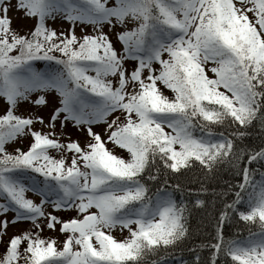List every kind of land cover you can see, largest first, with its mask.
<instances>
[{
    "label": "snow or ice",
    "instance_id": "snow-or-ice-1",
    "mask_svg": "<svg viewBox=\"0 0 264 264\" xmlns=\"http://www.w3.org/2000/svg\"><path fill=\"white\" fill-rule=\"evenodd\" d=\"M0 245L264 264V0H0Z\"/></svg>",
    "mask_w": 264,
    "mask_h": 264
},
{
    "label": "rangeland",
    "instance_id": "rangeland-1",
    "mask_svg": "<svg viewBox=\"0 0 264 264\" xmlns=\"http://www.w3.org/2000/svg\"><path fill=\"white\" fill-rule=\"evenodd\" d=\"M13 27H24V28L26 29L27 25H23V26H22L21 22H20L18 19L14 18V19H13ZM57 27L59 28L60 26L57 25ZM77 34H79V29H77ZM20 111H21V112H24V111H25V107L22 106L21 109H20ZM95 130H96V131H100L101 129H100V128H96ZM73 138H75V137H73ZM21 147H23V145H21ZM107 147H109V148L111 149V148H113V145H112L111 143H109V144L107 145ZM113 150L116 151L118 154H119L120 151H121L119 148H115V149H113ZM53 154H55V153H53ZM27 195H28L30 198H33V199H37V200H38V198L35 197L32 193H28ZM65 215H71V213H66ZM14 231H17V228H14V227L10 226V227H9V233L11 234V233L14 232ZM45 234H47V233H45ZM0 250H2V245H0Z\"/></svg>",
    "mask_w": 264,
    "mask_h": 264
},
{
    "label": "trees",
    "instance_id": "trees-1",
    "mask_svg": "<svg viewBox=\"0 0 264 264\" xmlns=\"http://www.w3.org/2000/svg\"><path fill=\"white\" fill-rule=\"evenodd\" d=\"M230 178H231L230 175L224 174L223 177H222V179L220 180V184L222 185L224 180H228ZM233 231H234V229H232L231 227L226 228L225 235L226 236H231ZM185 259H188L187 253H185Z\"/></svg>",
    "mask_w": 264,
    "mask_h": 264
}]
</instances>
